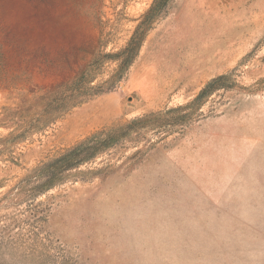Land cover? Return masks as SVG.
Wrapping results in <instances>:
<instances>
[{
    "label": "rangeland",
    "instance_id": "rangeland-1",
    "mask_svg": "<svg viewBox=\"0 0 264 264\" xmlns=\"http://www.w3.org/2000/svg\"><path fill=\"white\" fill-rule=\"evenodd\" d=\"M153 2L0 0V264H264V0H168L111 91L56 102L96 58L90 86L115 73Z\"/></svg>",
    "mask_w": 264,
    "mask_h": 264
},
{
    "label": "trees",
    "instance_id": "trees-1",
    "mask_svg": "<svg viewBox=\"0 0 264 264\" xmlns=\"http://www.w3.org/2000/svg\"><path fill=\"white\" fill-rule=\"evenodd\" d=\"M167 2L168 0H154L152 6L142 16L140 23L134 30L126 46L119 52L107 56L118 63L117 70L107 81L90 86L93 82L92 72L102 63V59L96 58L84 72L76 77L70 84L65 86V94L57 99L56 102L61 103V107H65L70 102L73 104L81 103L86 98L111 91L114 84L123 78L129 66L135 60L147 31L150 29L151 24L161 14ZM227 78V76H219L212 79L202 88L195 101L198 102L202 98L208 96L212 91L223 88L224 81H226ZM139 121L141 120L133 121L129 125L112 132H100L88 137L67 150L60 157L38 168L33 178H42L44 181L40 187L43 190L50 189L55 184L63 181L67 172L78 168L80 165L90 161L97 154L107 150L127 137L133 130L132 126Z\"/></svg>",
    "mask_w": 264,
    "mask_h": 264
}]
</instances>
